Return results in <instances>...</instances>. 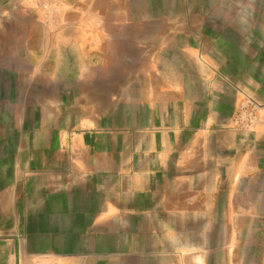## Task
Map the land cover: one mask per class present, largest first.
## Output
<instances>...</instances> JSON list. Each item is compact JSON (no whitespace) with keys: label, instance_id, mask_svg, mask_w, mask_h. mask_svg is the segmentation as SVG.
Segmentation results:
<instances>
[{"label":"crops","instance_id":"1","mask_svg":"<svg viewBox=\"0 0 264 264\" xmlns=\"http://www.w3.org/2000/svg\"><path fill=\"white\" fill-rule=\"evenodd\" d=\"M226 2L236 19L264 15L261 0ZM153 3L160 12L145 18L148 43L136 47L153 55L139 70L115 82L57 71L37 122L0 161V228L54 233L72 260L264 264V78L254 46L248 39L241 59V31L225 19Z\"/></svg>","mask_w":264,"mask_h":264},{"label":"rangeland","instance_id":"2","mask_svg":"<svg viewBox=\"0 0 264 264\" xmlns=\"http://www.w3.org/2000/svg\"><path fill=\"white\" fill-rule=\"evenodd\" d=\"M153 1L158 0H0V161L8 154V146L23 142L37 122L39 104L55 91L53 77L57 71H65L64 75L83 71L115 82L120 76L136 72L151 58V51H137L136 47L143 43L145 48L148 43L149 36L143 35L142 29L151 25L145 18L160 12ZM263 2L256 5L257 13L264 11ZM170 6L177 14H216L225 19L229 29H240V58L246 57L249 39L256 50L250 53L257 57L255 71L264 78L263 14L255 22L241 14L236 19L235 5L226 0H175ZM208 17L203 21L213 18ZM168 27L166 23L158 26L160 30ZM250 27L256 33L245 35L244 29ZM105 29L108 31L104 34ZM225 39L230 42L233 37L227 35ZM94 60L99 64L86 65ZM105 60L107 65L103 64ZM2 219L0 215V222ZM27 228L17 227L10 236L0 228V264H104L72 260L71 246L54 233L40 238L39 228L29 233ZM110 264L137 263L113 260Z\"/></svg>","mask_w":264,"mask_h":264},{"label":"bare ground","instance_id":"3","mask_svg":"<svg viewBox=\"0 0 264 264\" xmlns=\"http://www.w3.org/2000/svg\"><path fill=\"white\" fill-rule=\"evenodd\" d=\"M8 23V22H7ZM4 147V146H3ZM28 152V151H27ZM16 210V209H15ZM31 219V218H30ZM7 221V220H6ZM28 226V225H27ZM38 226V225H37ZM29 227V226H28ZM27 230L28 231H26V232H30V230H31V228L29 227V228H27ZM29 243V242H28ZM32 243H38L36 240H33V242Z\"/></svg>","mask_w":264,"mask_h":264}]
</instances>
